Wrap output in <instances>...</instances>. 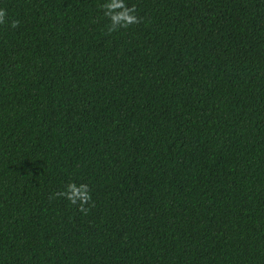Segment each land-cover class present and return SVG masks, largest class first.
I'll list each match as a JSON object with an SVG mask.
<instances>
[{
    "label": "trees",
    "instance_id": "16d2710c",
    "mask_svg": "<svg viewBox=\"0 0 264 264\" xmlns=\"http://www.w3.org/2000/svg\"><path fill=\"white\" fill-rule=\"evenodd\" d=\"M102 3L0 0V264H264V0Z\"/></svg>",
    "mask_w": 264,
    "mask_h": 264
},
{
    "label": "clouds",
    "instance_id": "9594fccd",
    "mask_svg": "<svg viewBox=\"0 0 264 264\" xmlns=\"http://www.w3.org/2000/svg\"><path fill=\"white\" fill-rule=\"evenodd\" d=\"M101 8L103 15L109 21L106 26L108 32H113L138 22L134 6L126 4V0H103ZM3 16V9L0 8V21L3 20ZM15 25L16 21L13 20L11 26L15 27ZM88 188L89 186L85 183L76 184L73 181H69L65 188L56 193V195L65 197L71 204H76L79 201L80 205L83 206L91 199Z\"/></svg>",
    "mask_w": 264,
    "mask_h": 264
}]
</instances>
